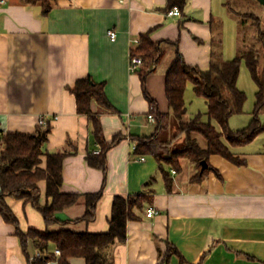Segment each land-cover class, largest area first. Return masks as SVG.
I'll list each match as a JSON object with an SVG mask.
<instances>
[{
	"label": "crops",
	"instance_id": "0c3cea01",
	"mask_svg": "<svg viewBox=\"0 0 264 264\" xmlns=\"http://www.w3.org/2000/svg\"><path fill=\"white\" fill-rule=\"evenodd\" d=\"M243 2L247 8L259 3L186 0L178 17L168 16V0H58L48 16L41 7L19 0L0 6V130L35 134L46 120L51 133L44 151L68 153L61 192L103 193L94 222H76L86 213L84 198L57 218L78 232L104 234L117 196L142 195L146 200L127 225L126 242L107 250V264H264V132L247 145L230 148L239 164L210 156V169L197 180L200 170L187 159H181L178 171L163 164L170 185L154 157L135 152L138 140L156 130V123L148 121L146 93L160 113L170 111L165 74L175 59L169 49L143 83L140 70H129L141 37L149 34L155 43H177L189 67L208 72L215 41L222 42L226 60V27L237 18L231 9L249 14L235 10ZM111 31L117 33L116 42L110 40ZM87 78L103 86L113 107L99 113V105L92 106L106 144L120 137L106 151L105 171L87 161L103 148L94 138L90 118L79 115L72 93ZM40 187L45 205V183ZM5 200L23 232L45 231L43 216L30 203ZM150 208L156 211L153 218L147 217ZM56 251L51 245L48 252L55 259L49 264H61ZM28 253L31 261L38 258L32 243ZM0 264H28L16 227L1 215ZM68 264L86 261L71 258Z\"/></svg>",
	"mask_w": 264,
	"mask_h": 264
},
{
	"label": "trees",
	"instance_id": "16d2710c",
	"mask_svg": "<svg viewBox=\"0 0 264 264\" xmlns=\"http://www.w3.org/2000/svg\"><path fill=\"white\" fill-rule=\"evenodd\" d=\"M19 1L28 7H41L44 16H48L58 2V0ZM185 3L186 0H168V8L171 10L178 7L181 11ZM231 12L240 20L255 16L253 13L246 16L235 14L232 9ZM255 20L259 18L256 17ZM259 41H264L263 36ZM169 49L175 52V59L165 74L166 96L170 111L167 114L160 113L155 101L146 93L151 105L150 115L156 118V130L152 136L138 140L135 152L154 157L161 165L163 173L165 172L163 164L178 171L181 168V159H187L200 170V175L196 176L195 180L204 177L208 172L210 169L208 160L212 155L241 163L233 157L230 148L247 145L264 132V124L259 119L264 113V55L258 54L255 45L251 44L239 49L235 59L227 61L223 59L222 42L215 41L210 70L202 72L185 63L177 43H155L150 35L146 34L141 37L138 47L131 54L145 59V65L139 69L143 83L150 73L156 71ZM243 61L246 62L258 91L252 124L244 130L234 132L230 129V120L233 116L244 113L247 101L246 94L238 88ZM189 83L193 84L196 95L206 100L209 118L207 122L202 120L201 115L188 121L184 120L188 113L185 95ZM72 93L77 100L79 115L90 118L94 138L103 148L100 154H89L87 161L92 167L105 171L106 151L116 144L120 137L116 136L111 145L106 144L99 116L93 112L92 106L93 103H97L99 113L112 112L113 107L105 95L103 86L96 84L90 78L79 80ZM173 117L179 121L178 134L186 136V143L177 151L170 149L172 143L167 137ZM50 133L49 124L41 126L35 134L5 133L0 130V215L5 222L16 227V235L21 241L22 251L28 264H49L53 261L54 256L48 252L51 245L61 252L59 257L61 264H68L71 258H82L86 264H107V250L126 242L127 225L137 218L136 211L143 209L146 200L142 195L126 199L117 196L113 202L107 233L78 232L70 228V223L59 220L57 213L73 207L84 198L86 213L76 222L92 223L96 220L98 204L103 193L79 196L61 192L63 166L68 153L44 151L43 147ZM195 135H200L206 140L205 149L201 147ZM203 161L208 165L205 170L202 169ZM165 178L170 185L166 172ZM41 183L46 185L45 205L41 200ZM6 198L30 203L43 216L45 231L29 229L23 232L17 217L7 205ZM30 243L41 253V257L33 261L28 253Z\"/></svg>",
	"mask_w": 264,
	"mask_h": 264
},
{
	"label": "rangeland",
	"instance_id": "374dc122",
	"mask_svg": "<svg viewBox=\"0 0 264 264\" xmlns=\"http://www.w3.org/2000/svg\"><path fill=\"white\" fill-rule=\"evenodd\" d=\"M244 4L245 2H243V4L239 3L235 10L238 13H253L255 14V16L254 18H250V16H248L243 20H238V18L234 16L232 17V28L230 27V25H228L226 27L227 36L225 34L226 43L224 49V57L228 61L235 59L239 49L245 48L247 45L251 44L255 45V51H258V54H260L261 56L264 55V41H259L260 38L262 39V36L264 39V4L259 2L256 8H247ZM256 17H258L260 21L255 20ZM242 23L245 24L243 25ZM238 88L246 94L247 101L244 107V113L241 115L233 116L230 120V129L234 132L241 131L250 127L254 119L253 113L255 111L256 94L258 88L247 68V64L245 61H243L241 64ZM185 99L188 108V113L184 118L185 121L193 119L198 115H201L204 122H207L209 120L207 116L206 100L196 95L192 83L188 84ZM259 119L261 120L262 124H264V113L259 116ZM178 133L179 121L173 117L171 120V128L167 135L168 139L172 143L170 149L173 151L180 150L186 143V136L179 135ZM261 136L264 137V134ZM195 137L199 140L201 147L205 149L207 147L206 140L200 135H195ZM42 185L44 186V184Z\"/></svg>",
	"mask_w": 264,
	"mask_h": 264
},
{
	"label": "built area",
	"instance_id": "2783aa9c",
	"mask_svg": "<svg viewBox=\"0 0 264 264\" xmlns=\"http://www.w3.org/2000/svg\"><path fill=\"white\" fill-rule=\"evenodd\" d=\"M119 2H123V0H117ZM6 3V0H0V6L1 5H4ZM168 16H181V11L178 7H174L172 10H170L168 12ZM109 37H110V40L112 42H116L117 40V33L115 31H111L109 32ZM145 65V59L141 56H133L131 55V58H130V63H129V70L132 72V73H135L137 72L140 68H142L143 66ZM148 121L151 122V123H156V118L153 116V115H149L148 116ZM48 125V122L46 120H41L40 121V126H46ZM137 147L135 146V149ZM101 151H97L96 154H100ZM142 161L145 160V158H141ZM173 173L175 174L176 172L173 171ZM156 214V211L153 209V208H150L148 213H147V217L148 218H153V216ZM56 254L58 256L61 255V252L59 250L56 251ZM38 257H41V253L38 254Z\"/></svg>",
	"mask_w": 264,
	"mask_h": 264
},
{
	"label": "water",
	"instance_id": "95a60500",
	"mask_svg": "<svg viewBox=\"0 0 264 264\" xmlns=\"http://www.w3.org/2000/svg\"><path fill=\"white\" fill-rule=\"evenodd\" d=\"M259 2H261L262 4H264V0H258ZM208 168L207 162L203 161L202 162V169L205 170Z\"/></svg>",
	"mask_w": 264,
	"mask_h": 264
}]
</instances>
